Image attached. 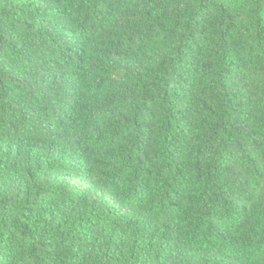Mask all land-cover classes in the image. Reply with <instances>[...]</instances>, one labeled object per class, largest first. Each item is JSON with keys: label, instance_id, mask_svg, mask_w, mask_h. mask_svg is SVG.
<instances>
[{"label": "trees", "instance_id": "trees-1", "mask_svg": "<svg viewBox=\"0 0 264 264\" xmlns=\"http://www.w3.org/2000/svg\"><path fill=\"white\" fill-rule=\"evenodd\" d=\"M0 264H264V0H0Z\"/></svg>", "mask_w": 264, "mask_h": 264}]
</instances>
